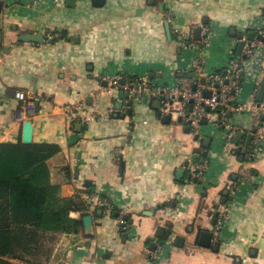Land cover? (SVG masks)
Here are the masks:
<instances>
[{"label":"crops","instance_id":"1","mask_svg":"<svg viewBox=\"0 0 264 264\" xmlns=\"http://www.w3.org/2000/svg\"><path fill=\"white\" fill-rule=\"evenodd\" d=\"M256 19L264 21V0H0L2 47L9 46L0 53V142H16L30 120L32 142L60 147L47 160L60 198L89 203L92 216V233L82 222L76 232L48 234L33 264H264V140L252 137L245 148L258 120L247 108L255 83H243L231 101L241 108L225 114L244 132L230 143L210 120L193 131L153 94L222 72L237 60V35L247 37ZM205 24L216 34L200 54L201 71L192 72L193 51L182 45L199 40ZM25 33H44L45 41L20 40ZM118 75L124 83L110 80ZM140 77L148 83L129 105L134 89L125 83ZM18 89L33 114L22 113ZM173 107L189 110L190 101L177 98ZM196 161L205 165L202 178L191 168ZM101 198L111 206L98 205ZM202 231L211 233L209 245Z\"/></svg>","mask_w":264,"mask_h":264},{"label":"trees","instance_id":"2","mask_svg":"<svg viewBox=\"0 0 264 264\" xmlns=\"http://www.w3.org/2000/svg\"><path fill=\"white\" fill-rule=\"evenodd\" d=\"M59 150L56 143L20 137L0 142V264H33L29 257L47 251L48 234L76 232L89 214V203L60 198L59 185L50 181L47 160ZM70 210L81 216L70 217Z\"/></svg>","mask_w":264,"mask_h":264},{"label":"built area","instance_id":"3","mask_svg":"<svg viewBox=\"0 0 264 264\" xmlns=\"http://www.w3.org/2000/svg\"><path fill=\"white\" fill-rule=\"evenodd\" d=\"M246 28L248 31H253L254 36L252 39H247L243 34L244 44L242 47L241 55L244 57L236 60L234 57L230 59L229 66L220 71H213L206 75L205 81L201 86L195 84L182 86L176 82L170 86H164L153 91V94L160 97V102L163 105V110L169 114L176 113L180 116L185 123L196 131L199 125L206 120H210L219 127L224 128L225 141L230 143L237 131L242 130L238 125L230 123L225 118V114L229 110H235L237 107L231 104L239 96L242 90L243 83L253 81L255 83V90L249 96L247 108L255 111L259 118V122L254 127L255 132L253 138L255 142L260 143L264 140V99L261 102L256 100L257 89L264 72V21L256 19L250 22ZM202 35L199 40H193L182 45V48H190L193 51L191 60L188 63V70L192 72H200V54L204 49L209 48L212 40L216 34V30L210 24L202 25ZM121 76H116L110 79L113 83H118ZM148 83L146 77L135 78L125 85H129L136 92V95L141 94V90ZM191 84V83H190ZM138 88L135 89L134 86ZM210 91V96H204L203 91ZM233 91V93L231 92ZM234 94V95H233ZM16 99L21 103L23 114L31 115L34 112V104L28 98V95L21 89L14 93ZM181 98L184 104L190 101V109L181 107L175 109L173 101ZM219 109L220 116L214 118L210 111ZM192 170L195 171L199 178L203 177V169L205 165L202 162H195L192 164ZM240 172L243 176H248L250 173L246 168L241 167ZM250 175V174H249ZM97 204L109 208L111 204L106 199H97ZM220 218L222 221L228 218L227 209L220 207Z\"/></svg>","mask_w":264,"mask_h":264},{"label":"water","instance_id":"4","mask_svg":"<svg viewBox=\"0 0 264 264\" xmlns=\"http://www.w3.org/2000/svg\"><path fill=\"white\" fill-rule=\"evenodd\" d=\"M160 7H161V10H163L164 4L161 3ZM164 25H165L167 36L170 38L171 37L170 24H169V21L167 19H165ZM199 32H200V29L197 28L195 30V32H194L196 37H199V34H198ZM231 32L235 33V29H231ZM237 36L239 37V42H238V45H237V60H239L240 57H244V55H241L242 47H243V44H244V39H242L243 33H239ZM253 36H254V32L253 31H249L248 34H247V39H252ZM19 39L23 40V41H33V42H38V43H43L45 41L44 40V33H25V34H22L19 37ZM50 40L53 41V39H50ZM2 48L5 51L9 50V46L2 47V31L0 29V53L2 51ZM202 80L204 81V79H202ZM120 81H121V83H124L123 79H120ZM195 87L196 86L194 85L193 88H195ZM134 88L137 89L138 86L135 85ZM203 95L204 96H210V91L204 90L203 91ZM135 97H136V92L133 91L131 93V99L128 101L129 105L132 104V99H134ZM263 99H264V72H263V75L261 77V80H260V83H259V86H258V89H257V93H256V100L258 102H261ZM169 117H170V115H168V114L164 116V118L166 120H168ZM254 132H255V128H253L252 131L247 134L245 148L248 147V144H249L250 140L252 139ZM241 135H244V132L237 131L236 134L233 137V140L237 141V139ZM20 138H21V141L23 143L32 142V126H31V121L30 120L23 121L22 132H21ZM207 140H209V138H207L206 141ZM2 142H5V141H2ZM243 152H244V150H243ZM206 153L207 152L204 151L203 154L206 155ZM187 164H188V161L185 162V165H187ZM180 172H181V170L178 171V173H180ZM82 222H83V227H84L85 232L87 234L92 233V231H93L92 230V216L90 214L84 215L82 217ZM210 240H211V233L207 232V231H202V233H201V241L200 242L202 244L209 245L210 244Z\"/></svg>","mask_w":264,"mask_h":264},{"label":"rangeland","instance_id":"5","mask_svg":"<svg viewBox=\"0 0 264 264\" xmlns=\"http://www.w3.org/2000/svg\"><path fill=\"white\" fill-rule=\"evenodd\" d=\"M52 241V240H51Z\"/></svg>","mask_w":264,"mask_h":264}]
</instances>
